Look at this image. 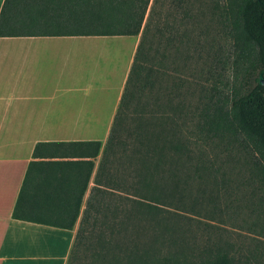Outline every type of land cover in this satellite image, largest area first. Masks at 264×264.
<instances>
[{
  "label": "trees",
  "instance_id": "obj_1",
  "mask_svg": "<svg viewBox=\"0 0 264 264\" xmlns=\"http://www.w3.org/2000/svg\"><path fill=\"white\" fill-rule=\"evenodd\" d=\"M215 27L239 46L240 55H251L253 59L245 68L244 83L232 91L229 101L218 99L214 86L208 90V96L198 98L190 116L193 129L189 130L187 125L169 121L166 116L172 104L163 86L164 62L170 53L179 56L183 47L198 44L199 38L207 41ZM110 35L140 37L109 135L105 142L59 144L63 153L80 152L92 157L102 153L96 185L84 208L92 163L80 190L59 189L53 177L43 179L40 186L45 187L40 195L62 196L72 203L56 208L45 204V217L34 216L38 191L34 189L36 185H29L26 174L12 213L19 220L70 230L77 226L67 264L77 259L88 234L94 231V243L101 249L110 245L114 248L117 235L125 234L128 238L132 231H148L147 226L157 225L161 229L157 235L167 234L168 230L156 218L160 206L184 209L182 198L190 191L191 183L201 180L202 174L214 167L200 149L203 137L228 135L231 141L241 139L244 147L251 146L258 156L251 160L252 165L264 182V86L258 81L261 72L264 79V0H4L0 9V37ZM50 145L38 143L33 155L42 146ZM116 153L123 160L122 170L115 167L114 173L108 175L105 161ZM102 183L104 188L99 187ZM197 186L200 189L199 183ZM120 200L125 201L121 212ZM119 213L121 217L117 219ZM148 218L153 220L152 226L145 223ZM136 238L128 240L125 248L116 243L117 252H95L94 262H168L151 257L147 248L138 246ZM118 252L123 253L121 257ZM206 264L232 263L222 253Z\"/></svg>",
  "mask_w": 264,
  "mask_h": 264
},
{
  "label": "crops",
  "instance_id": "obj_2",
  "mask_svg": "<svg viewBox=\"0 0 264 264\" xmlns=\"http://www.w3.org/2000/svg\"><path fill=\"white\" fill-rule=\"evenodd\" d=\"M124 36L0 37V264H67L76 228L12 213L26 174L38 191L34 216L45 217V204L72 203L40 195L43 179L80 190L92 163L84 208L102 153H63L59 144L107 139L139 41L135 36L128 51L118 40ZM38 143L51 145L34 156Z\"/></svg>",
  "mask_w": 264,
  "mask_h": 264
},
{
  "label": "rangeland",
  "instance_id": "obj_3",
  "mask_svg": "<svg viewBox=\"0 0 264 264\" xmlns=\"http://www.w3.org/2000/svg\"><path fill=\"white\" fill-rule=\"evenodd\" d=\"M121 38L124 39L118 40L125 42L129 51L135 36ZM182 50L179 56L170 53L164 62L163 86L172 104L166 116L169 121L185 124L191 130L190 116L198 98L203 94L208 96V90L214 86L215 96L229 101L232 91L244 83L245 68L253 57L240 55L239 46L233 45L216 27L207 41L199 38L198 44L192 43ZM200 149L205 160L212 161L214 167L204 172L201 180L191 183L190 194L187 192L182 198L184 209L160 206L156 218L168 230L167 234L157 235L161 229L148 218L145 223L153 225L147 226L148 231H132L128 238L125 234L117 235L116 241L113 240L114 248L110 245L101 249L94 243L97 237L94 231L93 235L88 234L86 244L81 246L77 259L71 264H96L95 252L104 255L108 251L117 252L118 243L125 248L128 240L138 235V246L147 248L153 258L168 260L166 264H206L222 253L232 264H264V182L251 161L258 156L251 146L244 147L241 139L231 141L228 135L203 137ZM122 163L120 153L110 156L105 161L108 175L114 173L115 167L122 170ZM122 197H125L124 192ZM124 203V200L118 202V211L121 212ZM100 217L104 220L105 216ZM120 217L121 213L117 214V219ZM89 243L91 245L87 246ZM122 254L118 252V256Z\"/></svg>",
  "mask_w": 264,
  "mask_h": 264
},
{
  "label": "water",
  "instance_id": "obj_4",
  "mask_svg": "<svg viewBox=\"0 0 264 264\" xmlns=\"http://www.w3.org/2000/svg\"><path fill=\"white\" fill-rule=\"evenodd\" d=\"M262 73H263V72H261V73L259 74V80H258V81H259V84H260V85L264 86V79H263Z\"/></svg>",
  "mask_w": 264,
  "mask_h": 264
}]
</instances>
